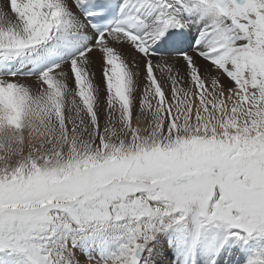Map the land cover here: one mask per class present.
Returning a JSON list of instances; mask_svg holds the SVG:
<instances>
[{"label": "snow or ice", "instance_id": "snow-or-ice-1", "mask_svg": "<svg viewBox=\"0 0 264 264\" xmlns=\"http://www.w3.org/2000/svg\"><path fill=\"white\" fill-rule=\"evenodd\" d=\"M264 264V0H0V264Z\"/></svg>", "mask_w": 264, "mask_h": 264}, {"label": "rangeland", "instance_id": "rangeland-1", "mask_svg": "<svg viewBox=\"0 0 264 264\" xmlns=\"http://www.w3.org/2000/svg\"><path fill=\"white\" fill-rule=\"evenodd\" d=\"M205 253L201 250L188 251L176 257L177 264H203Z\"/></svg>", "mask_w": 264, "mask_h": 264}, {"label": "bare ground", "instance_id": "bare-ground-1", "mask_svg": "<svg viewBox=\"0 0 264 264\" xmlns=\"http://www.w3.org/2000/svg\"><path fill=\"white\" fill-rule=\"evenodd\" d=\"M198 264V263H197Z\"/></svg>", "mask_w": 264, "mask_h": 264}]
</instances>
